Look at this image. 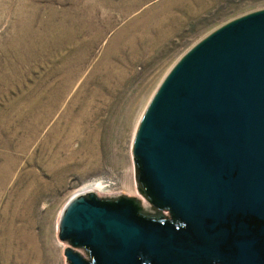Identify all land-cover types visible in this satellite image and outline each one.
I'll list each match as a JSON object with an SVG mask.
<instances>
[{
  "label": "rangeland",
  "instance_id": "obj_1",
  "mask_svg": "<svg viewBox=\"0 0 264 264\" xmlns=\"http://www.w3.org/2000/svg\"><path fill=\"white\" fill-rule=\"evenodd\" d=\"M264 0H0V264H64L81 188L139 196L132 142L171 68Z\"/></svg>",
  "mask_w": 264,
  "mask_h": 264
},
{
  "label": "water",
  "instance_id": "obj_2",
  "mask_svg": "<svg viewBox=\"0 0 264 264\" xmlns=\"http://www.w3.org/2000/svg\"><path fill=\"white\" fill-rule=\"evenodd\" d=\"M132 159L139 196L87 189L62 207L64 264L87 263L66 252L74 247L61 239L60 225L95 247L100 264H141L139 253L156 264H199V255L264 264V8L215 29L171 68L138 123ZM141 174L201 240L193 259L175 256L171 236L144 228L128 207L79 198L93 191L151 205L139 190Z\"/></svg>",
  "mask_w": 264,
  "mask_h": 264
},
{
  "label": "flooded vegetation",
  "instance_id": "obj_3",
  "mask_svg": "<svg viewBox=\"0 0 264 264\" xmlns=\"http://www.w3.org/2000/svg\"><path fill=\"white\" fill-rule=\"evenodd\" d=\"M139 183L140 192L144 194L151 205L143 206L133 198L125 196L113 199L99 198L93 191L83 194L79 198L93 205L105 206L108 209L117 211L128 207L130 209V216L144 228L158 230V233L163 237L171 236L172 245L174 246L173 254L175 256L184 260L193 259L191 255L197 252V249L202 244L201 240L188 223L178 217L167 205H163L157 201L150 192L148 184L142 174ZM65 231V228H62L60 225L61 239L69 242L74 247L67 248L66 252L74 254L87 264H100L98 250L95 247L85 244V238L83 236L66 233ZM66 258L70 263L69 258L67 256ZM139 260L141 264H156V261L153 259H148V262H146L142 253H139ZM199 261V264H221V262L204 257L203 255H199Z\"/></svg>",
  "mask_w": 264,
  "mask_h": 264
},
{
  "label": "bare ground",
  "instance_id": "obj_4",
  "mask_svg": "<svg viewBox=\"0 0 264 264\" xmlns=\"http://www.w3.org/2000/svg\"><path fill=\"white\" fill-rule=\"evenodd\" d=\"M87 189H94V185L85 186V187L81 188L80 191H84V190H87Z\"/></svg>",
  "mask_w": 264,
  "mask_h": 264
}]
</instances>
